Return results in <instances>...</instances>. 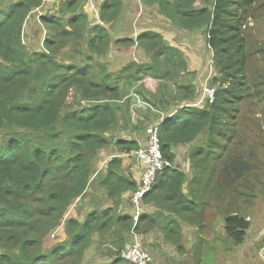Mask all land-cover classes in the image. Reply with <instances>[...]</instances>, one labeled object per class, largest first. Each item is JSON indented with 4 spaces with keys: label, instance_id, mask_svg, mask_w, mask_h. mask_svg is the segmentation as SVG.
I'll return each instance as SVG.
<instances>
[{
    "label": "trees",
    "instance_id": "1",
    "mask_svg": "<svg viewBox=\"0 0 264 264\" xmlns=\"http://www.w3.org/2000/svg\"><path fill=\"white\" fill-rule=\"evenodd\" d=\"M43 1L0 0V264H81L92 239L106 235L114 238L111 257L96 264H128L117 249L130 234L140 238L153 230L182 252L181 225L204 231L214 199L226 204L219 212L228 239L241 243L250 224L240 216L246 213L241 202H252L247 190L259 148L243 138L239 149L231 148L240 106H250L251 113L259 104L264 108V69L248 75L252 50L245 34L249 20L264 17V0H145L156 3L185 38L204 31L216 70L211 103L201 99L185 53L161 34L138 36L148 61L93 71L94 56L126 40L112 32L121 0H102L97 24L73 12L82 0H61L41 15L45 47L31 49L25 21ZM67 11L73 15L63 20ZM69 44L76 55L64 50ZM255 54L264 61V45ZM145 74L157 81L154 90L145 86ZM133 95L144 103L135 124L129 114ZM149 126L157 128L160 153L170 166L142 199L153 205L152 214L142 211L135 222L123 204L133 207L131 194L141 180L126 174L121 156L145 144L141 136ZM131 127L135 136L116 133ZM181 145H191L190 175L174 165V149ZM111 147L116 150L106 166L94 173L97 156ZM91 182L110 204L92 199L79 218L74 206ZM50 234L56 238L47 244Z\"/></svg>",
    "mask_w": 264,
    "mask_h": 264
},
{
    "label": "rangeland",
    "instance_id": "2",
    "mask_svg": "<svg viewBox=\"0 0 264 264\" xmlns=\"http://www.w3.org/2000/svg\"><path fill=\"white\" fill-rule=\"evenodd\" d=\"M127 4L123 5V9L118 17V21H115L112 25V32L116 37H125L126 40L123 44L113 45L103 56H94L89 63L93 66V71L97 72L99 70V66L105 67L108 71H114L117 69L124 68L131 62L138 61H148L149 60V51L145 48V43L138 39L140 33L149 32L150 34H161L163 37L172 45L180 48L183 53H185L187 62L190 66V69L196 73L195 84L197 89L200 90V86L204 83H208L210 85L217 87V83H213V77L216 75V70L214 65L211 62V54L209 49L206 46L205 41V33L204 31L198 32L196 37L193 38H185L183 35L179 34V30L175 28L170 20L162 15H159L155 9V7L146 2L145 0H127ZM44 1L40 8L36 9L32 12L25 21L24 28V40L31 49L38 50L40 48H44V41L46 35L44 31H42V27L44 26V19H42L41 15L43 12ZM80 10V8L73 9V12ZM72 13L63 15V20H66L67 17ZM263 15V13H262ZM98 13L95 12L94 8L91 7L87 14L88 21L92 22V24H97V19L99 17ZM106 24L103 19H99V25ZM246 39H247V47L252 50V55L249 58L250 69L248 70V75L251 77L257 68L264 69V61H261V55L255 54L257 50L260 49L261 46L264 45V17L259 16L256 20L251 19L247 24L245 29ZM67 53L75 54V46L74 44H69L64 49ZM88 51H85L87 54ZM75 59L73 56L72 60ZM81 62V61H80ZM249 77V79H250ZM144 84L150 89H155L157 85V81L151 78L149 75H144ZM143 106L144 103L142 100L136 96H132V105L130 106L129 114L131 115L130 122H136L138 119L139 113L136 111L139 106ZM260 105V104H259ZM259 105L254 109V112H250V106L244 105L238 115H241L238 119V132L234 138V146L231 150L235 151L239 149V139L243 138L250 144L257 145L259 148L258 151V159L254 160L252 164L257 168L252 172V175L249 179L252 182V190H247L249 192V197L251 199H262L264 198V108L259 107ZM140 106V107H141ZM256 106V105H254ZM234 115V112L232 113ZM236 116V115H235ZM127 132L131 134V136H135L137 133L132 130V127L127 129H118L116 131L117 134H120L121 137H130L127 135ZM142 134V133H141ZM146 130L143 132L141 136V140L145 142ZM203 137L201 138V140ZM200 141L198 138L195 142ZM142 145H145L144 143ZM191 145H181L174 149L175 152V164L181 168V170L187 172L189 174L190 171V162H189V152ZM115 147H111L109 150L103 152L99 156H97L94 166V173L101 171L106 166L108 161L109 153L115 151ZM136 150H133V152ZM131 156V154H127ZM251 160V159H250ZM134 161V160H132ZM144 167V165H143ZM141 171V170H140ZM167 172H161L158 175V178L161 179V176ZM190 175V174H189ZM248 181V180H246ZM238 184V183H237ZM237 186L235 188L237 189ZM251 187V185H250ZM239 190V188H238ZM237 190V191H238ZM103 189L98 187L95 182L90 183V190L87 192V196L84 200L78 199V202L74 206L78 212H76L79 218H82L87 214L89 204L91 200H95L98 197L100 199L103 196ZM234 195V194H233ZM235 201L234 196H231L230 204H233ZM146 203V202H144ZM253 203V202H252ZM206 208L205 216L206 222L208 225V229L205 232L209 235H214L215 237H223L224 225L222 220V213L219 212V208L222 210L226 207L225 203H220L218 200L214 199ZM250 202H241V208L246 211H249ZM220 209V210H221ZM67 215H71V212H68ZM216 225V226H215ZM211 226L213 228H211ZM129 236H127L128 238ZM131 237V236H130ZM129 237V238H130ZM56 237H53L51 234L46 235L44 237L45 243H50L55 240ZM183 238H187V235L184 233ZM146 239V240H144ZM153 242L155 240V235L151 236L147 234V236L142 235L139 239L141 245L150 250L148 246V241ZM114 243V238L105 236L104 239L94 237L92 239V243L87 249V254L85 259L81 264H96L101 260H105L110 258L109 255L110 247L109 245ZM156 249H151L153 255L156 254L153 252ZM156 252V251H155Z\"/></svg>",
    "mask_w": 264,
    "mask_h": 264
},
{
    "label": "crops",
    "instance_id": "3",
    "mask_svg": "<svg viewBox=\"0 0 264 264\" xmlns=\"http://www.w3.org/2000/svg\"><path fill=\"white\" fill-rule=\"evenodd\" d=\"M64 1L73 2L72 0ZM84 1H86V3L82 5ZM121 1L123 5L127 4L128 2L127 0ZM60 2L61 0H44L42 14L44 12H49L47 10L52 5H58ZM148 3L152 4L155 7L157 13L161 15L158 11L159 8L156 3H151L150 1ZM102 4V0H82L80 6L78 7L80 10H77V13H83L87 15L91 7L96 10V8L100 7ZM100 9L102 8L100 7ZM67 13H69V11H67ZM196 35L197 33H193L190 38L194 39ZM129 156L130 155L121 156L123 161V170L126 172V174H131L136 180H139L141 175L140 170H142L143 164L134 155L131 154L133 159ZM100 200L105 204H110L109 200H107L104 194ZM251 200L253 203L250 202L249 206L247 207L249 208V211L246 209L245 213L247 217L244 218L248 219L250 224L241 243L237 245L232 244L226 233L223 237L219 238L215 237L214 235H208L205 230L208 229V225L210 224H208L205 219L204 224L206 227L202 232L198 231L196 227H192L189 224L183 223L181 225V233H185L187 235V238L181 239V243L183 245L182 252L177 249L176 245L165 240L163 234L160 231L153 230L149 233H146L144 236H147V234L151 236L155 235V240H153V242L149 239L147 240L150 251L151 249L153 250V248L156 249V252L153 251L156 256H153L159 264H264V198L259 200ZM123 209L130 214H133L134 212V207H132V205L130 206V204L124 203ZM153 209L154 207L152 204L146 203L144 205L143 212L152 214ZM211 228L213 227L211 226ZM130 236L132 235L130 234L129 237ZM137 239L139 240L140 238Z\"/></svg>",
    "mask_w": 264,
    "mask_h": 264
},
{
    "label": "built area",
    "instance_id": "4",
    "mask_svg": "<svg viewBox=\"0 0 264 264\" xmlns=\"http://www.w3.org/2000/svg\"><path fill=\"white\" fill-rule=\"evenodd\" d=\"M215 90V86L204 83L202 85L201 99L208 101V103L213 102ZM146 137L145 145L131 152L132 155L144 164V168L141 172L140 186L131 194V202L134 207L133 219L135 222L138 220L145 205L142 200L144 194L157 182L158 175L163 172L167 166H170V162L163 158L160 153L159 132L157 128L153 126L147 127ZM131 235L135 237L131 236L132 238L130 237L121 248L117 249L120 253V257L128 264H159L152 252L141 245L140 241L137 239V235L134 233Z\"/></svg>",
    "mask_w": 264,
    "mask_h": 264
},
{
    "label": "water",
    "instance_id": "5",
    "mask_svg": "<svg viewBox=\"0 0 264 264\" xmlns=\"http://www.w3.org/2000/svg\"><path fill=\"white\" fill-rule=\"evenodd\" d=\"M240 216L243 217V218H246L247 217V215L244 214V213H240Z\"/></svg>",
    "mask_w": 264,
    "mask_h": 264
}]
</instances>
